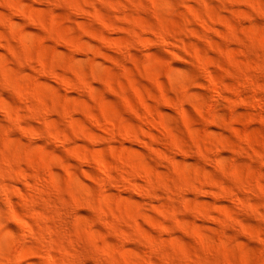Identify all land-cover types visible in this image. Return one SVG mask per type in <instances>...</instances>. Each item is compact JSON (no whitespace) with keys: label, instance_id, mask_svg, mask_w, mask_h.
<instances>
[{"label":"clouds","instance_id":"1","mask_svg":"<svg viewBox=\"0 0 264 264\" xmlns=\"http://www.w3.org/2000/svg\"><path fill=\"white\" fill-rule=\"evenodd\" d=\"M0 264H264V0H0Z\"/></svg>","mask_w":264,"mask_h":264}]
</instances>
